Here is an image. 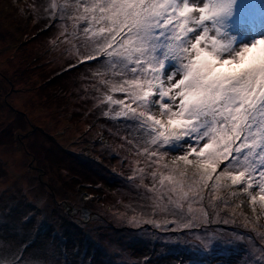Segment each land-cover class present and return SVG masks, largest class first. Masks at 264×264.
<instances>
[{
	"label": "rangeland",
	"instance_id": "obj_1",
	"mask_svg": "<svg viewBox=\"0 0 264 264\" xmlns=\"http://www.w3.org/2000/svg\"><path fill=\"white\" fill-rule=\"evenodd\" d=\"M93 3L0 0V264H264L261 204L200 184L175 160L188 137L146 154L149 130L106 101L125 99L111 67L69 68L99 39L71 18ZM221 36L233 52L264 37V0H241Z\"/></svg>",
	"mask_w": 264,
	"mask_h": 264
},
{
	"label": "snow or ice",
	"instance_id": "obj_2",
	"mask_svg": "<svg viewBox=\"0 0 264 264\" xmlns=\"http://www.w3.org/2000/svg\"><path fill=\"white\" fill-rule=\"evenodd\" d=\"M240 3L94 0L91 8L80 4L85 14L71 18L87 25L82 28L85 36L99 39L92 52L82 53L69 68L88 62L110 66L109 76L119 82L114 91L125 99L108 95L106 101L120 106L116 118L131 119L149 130L146 154L165 155L162 145L188 137L192 143L176 161L184 162L203 186L211 182L216 187L221 181L241 186L250 203L258 201L264 212V37L233 52L231 39L221 36ZM59 19L53 11L45 27L50 30ZM130 59L133 63L127 62ZM170 60L178 65L171 72L165 69ZM163 179L173 181L172 176L161 183ZM252 189H257L255 194Z\"/></svg>",
	"mask_w": 264,
	"mask_h": 264
}]
</instances>
